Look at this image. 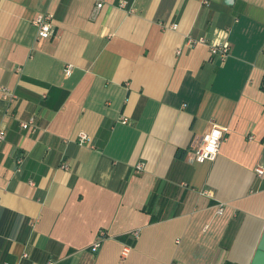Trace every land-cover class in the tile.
<instances>
[{
	"label": "crops",
	"instance_id": "obj_1",
	"mask_svg": "<svg viewBox=\"0 0 264 264\" xmlns=\"http://www.w3.org/2000/svg\"><path fill=\"white\" fill-rule=\"evenodd\" d=\"M97 1L0 0V264H251L264 234V0H129L133 12L103 0L91 18ZM46 9L54 32L38 37ZM224 29L225 60L185 43ZM213 124L227 138L199 162Z\"/></svg>",
	"mask_w": 264,
	"mask_h": 264
},
{
	"label": "built area",
	"instance_id": "obj_2",
	"mask_svg": "<svg viewBox=\"0 0 264 264\" xmlns=\"http://www.w3.org/2000/svg\"><path fill=\"white\" fill-rule=\"evenodd\" d=\"M103 5H104L103 0H98L96 2L91 13V18H96L98 16L99 11ZM117 6L128 12L135 11V8L130 4L129 0H119L117 2ZM34 23L37 27L38 37H50L53 34L54 32L53 14L49 9H46L38 13V15L34 19ZM169 26L175 29L178 27L176 23H173ZM185 43L188 46H194L197 43H207L209 44L212 58L219 57L222 60L226 59V57L230 54L232 48L231 42L229 40V29H224L222 31L221 39H219L218 41H211L205 35L195 36L193 34H188L186 36ZM73 66H74L73 63L66 64L64 69L66 75H70L72 73ZM19 69L21 70L22 68L20 67ZM2 87L5 90L6 95H8L11 100L17 96L15 91H10L5 86ZM34 121H35V116L31 115L29 119L23 120L21 124L24 128H28L34 124ZM122 121L127 122L128 119L126 117H122ZM227 132H228V127L219 126L217 124H213L207 131H205L196 143V147H195L196 160L199 162H203L206 160H214L220 151L222 142L227 138ZM5 137H6V132L0 129V141L5 139ZM251 137H253V135ZM87 138L88 135L85 132H82L80 134L81 142H85ZM210 147L212 148V151L208 150ZM62 166L65 168H69L66 162L62 163ZM136 168L138 171L142 170L143 162H139ZM256 172L257 175L261 177L264 173V166L262 164L257 165ZM223 211H224V203L221 202L218 205L217 212L222 213ZM105 234L106 233L104 230L100 231L99 237L91 245V249L93 251H98ZM139 236H140V229L137 228L131 231V237L133 239H137L139 238ZM130 251H131V243L124 244L122 249V256L126 257L130 253ZM45 264H52V261L49 260Z\"/></svg>",
	"mask_w": 264,
	"mask_h": 264
},
{
	"label": "water",
	"instance_id": "obj_3",
	"mask_svg": "<svg viewBox=\"0 0 264 264\" xmlns=\"http://www.w3.org/2000/svg\"><path fill=\"white\" fill-rule=\"evenodd\" d=\"M251 264H264V234Z\"/></svg>",
	"mask_w": 264,
	"mask_h": 264
},
{
	"label": "trees",
	"instance_id": "obj_4",
	"mask_svg": "<svg viewBox=\"0 0 264 264\" xmlns=\"http://www.w3.org/2000/svg\"><path fill=\"white\" fill-rule=\"evenodd\" d=\"M154 194L151 196V199H150V201H149V205H151L152 204V202H153V199H154ZM226 264H231V263H226Z\"/></svg>",
	"mask_w": 264,
	"mask_h": 264
},
{
	"label": "clouds",
	"instance_id": "obj_5",
	"mask_svg": "<svg viewBox=\"0 0 264 264\" xmlns=\"http://www.w3.org/2000/svg\"><path fill=\"white\" fill-rule=\"evenodd\" d=\"M208 150H209V151H212V148L210 147Z\"/></svg>",
	"mask_w": 264,
	"mask_h": 264
}]
</instances>
